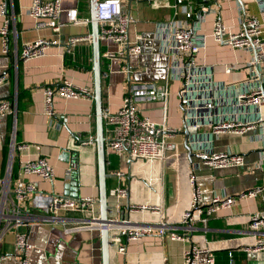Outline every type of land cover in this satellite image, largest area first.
<instances>
[{
    "label": "crops",
    "instance_id": "crops-1",
    "mask_svg": "<svg viewBox=\"0 0 264 264\" xmlns=\"http://www.w3.org/2000/svg\"><path fill=\"white\" fill-rule=\"evenodd\" d=\"M1 1L7 2L10 31L7 53H2L0 34V77H6L0 84V99L9 100L15 114L0 116V175L7 168L13 139L16 143L38 144L41 146V154L54 166L55 177L53 182H49L35 175L26 176L38 188L26 202V209L44 214L48 212L54 193L72 196V189L66 185L69 182L66 172L72 163L76 166L75 170H78L79 196L99 199L90 0H61L60 20L63 27L59 32L38 29L35 19L28 13L32 0ZM177 1L123 0L125 11L134 19L129 30L130 39L137 40L142 48L135 56L110 59L106 52L117 51L118 44L100 39L103 108L110 106L116 110L131 83L146 82L163 87L169 81L168 101L139 100L138 108L144 116L157 122L166 119L169 126L182 129L174 137L179 143L178 148L164 163L132 162L128 158L123 160L117 154H107L105 144L106 169L112 174L107 179L109 203L112 206L109 217L123 220L116 226L112 223L110 230L126 225L145 226L148 223L155 230L153 234L128 242V255L117 256L114 260L121 264L127 259L148 264H161L163 261L165 264H184V251L197 245L213 254L215 264H264V250L251 248L254 234L249 232L248 226V217L264 208V136H260L257 128L246 134L226 132L214 135V151L243 154L245 163L211 168L199 162L191 152L195 141L192 144L190 137L186 138L183 133L184 115L188 120L194 115L190 110L186 112L181 105L183 81L177 77L169 79L168 76L169 70L172 73L179 63V59L169 50L171 31L184 22L200 26L201 32L209 36L205 48L194 58L199 67L195 76L196 80H200L197 85L199 90L188 92V95L192 100H196L199 93L216 95L213 112H202L203 116L211 114L213 119L229 114L247 116L243 109L234 105V100L240 87L249 81L246 66L250 54L217 43L210 35L217 14L206 12L202 7L219 8L218 15L223 23L235 32L241 28L243 13L253 14L263 23V36L264 13L257 0ZM72 9H77L78 17L88 19V22L72 23L69 13ZM189 9L192 10L191 17L186 16V10ZM4 23L5 18L0 14V30ZM39 37L52 38L57 43L51 45L45 55L23 60L21 53L24 43ZM73 37H78L79 41L72 43ZM233 64L236 68H230V72H227L228 66ZM64 79L90 88L94 92V99H64L56 96L53 102L54 114H47L42 89ZM90 137L93 138L92 143H82ZM28 154L35 157L37 150L32 148ZM117 171L123 172L124 176L119 177ZM192 174L195 177L194 185L189 180ZM13 175L16 178L19 176L17 161L13 164ZM118 186L127 190L126 196L109 195L110 190ZM193 188L200 191L204 205L209 204L216 193L237 196L254 188H260L261 193L255 197L239 199L207 217L203 215L207 218L206 222L197 220L192 223V227H188L181 222V216L189 206ZM145 203L158 205L161 212L150 214L130 211L132 205ZM64 216L75 220L87 215L69 212ZM161 220L173 230L185 234V239L172 241L161 237L158 230ZM25 229L22 227L19 230ZM27 232L28 240L33 245L29 264H103L102 234L98 225L90 223L80 230L67 232L64 222H38L31 224ZM207 256V253L200 255V264H208ZM18 259L16 231L11 230L0 244V264H18ZM110 264H114L111 254Z\"/></svg>",
    "mask_w": 264,
    "mask_h": 264
},
{
    "label": "built area",
    "instance_id": "built-area-1",
    "mask_svg": "<svg viewBox=\"0 0 264 264\" xmlns=\"http://www.w3.org/2000/svg\"><path fill=\"white\" fill-rule=\"evenodd\" d=\"M178 0L177 3H181ZM260 10L264 13V0H257ZM206 12H216L217 16L213 24L211 37L219 44L229 46L233 49H240L250 54L246 68L249 70V81L244 83L238 90L234 105L248 115L224 116L213 119L212 115H201L202 112H213L215 108L216 95H204L199 93L196 100H192L188 92L199 90L197 85L200 80L195 76L199 72V67L195 63L196 54L205 48L209 34L203 33L200 26L185 23L178 24L171 31V44L169 50L179 59L174 71L169 70V79L173 77L183 81V88L180 92L181 105L184 110L193 112L191 120L185 115L184 129L189 132L191 143L195 141L191 152L199 162L211 168H224L230 166H240L245 163V156L230 151L216 152L212 148L213 136L220 133L246 134L250 130L259 129L260 136H264V36L263 23L255 15L243 13L241 28L238 31L230 30L226 26L220 15L219 8L202 7ZM61 0H32L28 13L35 19L38 29H51L59 32L63 27L61 22ZM186 16H192V10H186ZM70 20L74 24L88 22V19L78 17L77 9L70 10ZM0 14L4 16L5 23L0 30L2 37V53H7L9 49L8 34L10 31V17L7 11V2H0ZM130 13L126 12L123 0H99L97 21L101 40H111L118 44L117 51H107L106 56L110 59L128 58L137 55L142 51L141 45L137 40L130 39V26L133 22ZM200 25V24H199ZM16 34V32H15ZM79 41L78 37L71 38V42ZM57 41L52 38L39 37L32 41H27L23 45L21 58L29 60L45 55L51 45ZM235 69L236 66L229 65ZM129 72V69H128ZM6 79L0 77V84ZM167 86H156L151 83H131L128 91L123 96L122 103L114 110L110 106L103 108L104 129L106 134V153L117 154L121 159L128 158L133 161L141 162H161L168 160L170 155L176 151L179 143L174 139L175 135L182 131L181 128H174L168 125L166 119L157 122L148 116L140 113L137 102L139 100L161 99L168 101L169 92ZM194 84V85H193ZM44 92V104L47 114L53 115L54 97L59 96L64 99H94V92L85 86H80L74 82L64 79L53 86L46 85L42 89ZM211 110V111H210ZM242 112V111H241ZM15 114L11 102L7 99H0V116ZM193 139V141H192ZM93 142V138L82 141L84 144ZM196 147V149H195ZM1 148V144H0ZM35 148L37 155L29 156L28 152ZM194 151V152H193ZM19 164V176L13 175V164ZM75 164L72 163L66 172L70 177ZM258 168H260L258 166ZM119 177L124 173L117 171ZM27 175H35L43 180L53 182L55 177L54 166L48 159L41 154V146L38 144L20 142L16 143L13 139L10 143L9 160L3 175H0V244L5 235L11 231H16V248L19 255L18 264H29L30 251L33 245L28 240V227L38 222L61 221L65 223L67 232L80 230L87 224L98 225L102 228L100 212L98 209L99 199L94 196H79L77 198L54 193L48 207V212L36 214L26 209L28 199L38 191L36 183L26 178ZM192 185L195 177H189ZM261 193L260 188L249 189L237 196L216 193L209 204H203L200 191L193 188V196L189 206L185 208L181 216V222L188 227L197 220L207 221L206 217L231 206L235 201L242 198L255 197ZM127 190L118 186L110 190L111 196H126ZM132 213L152 212L160 213L158 205L150 203L132 205ZM69 212H82L87 216L75 220H69L64 214ZM206 215V217H203ZM123 221V220H122ZM121 221V222H122ZM128 222V221H127ZM120 223L118 219H112L108 223L110 233V254L114 264H121L114 259L120 255L127 256V244L130 241L138 240L146 235L153 234V225L148 223L145 226L126 225L110 230L111 224ZM115 225V226H116ZM249 232L253 236L251 248L254 250H264V208L261 211L251 214L248 217ZM26 227L27 230H19ZM158 230L161 237L169 238L172 241H183L185 234L173 230L165 221L158 223ZM249 248V247H248ZM202 253H207V263L215 264V258L211 252L197 245H192L184 251V264H200L199 257ZM124 264H148L145 262L124 261ZM161 264H165L164 261Z\"/></svg>",
    "mask_w": 264,
    "mask_h": 264
},
{
    "label": "water",
    "instance_id": "water-1",
    "mask_svg": "<svg viewBox=\"0 0 264 264\" xmlns=\"http://www.w3.org/2000/svg\"><path fill=\"white\" fill-rule=\"evenodd\" d=\"M99 0H90L91 4V17H92V35H93V53H94V89H95V103L97 108V132L96 142L98 151V166H99V210L100 220L103 224L101 228L102 234V258L103 264H110V233L108 223L112 218L109 217V211L112 206L109 203L107 179L112 176L106 169V154H105V134H104V121H103V85H102V70H101V53H100V33L99 24L97 21ZM186 138L189 136L187 129L183 130ZM78 170H73L66 184L72 189L71 197H79L78 193ZM68 193V192H66ZM66 195V194H65ZM70 196V195H68ZM119 222L122 219H118Z\"/></svg>",
    "mask_w": 264,
    "mask_h": 264
}]
</instances>
